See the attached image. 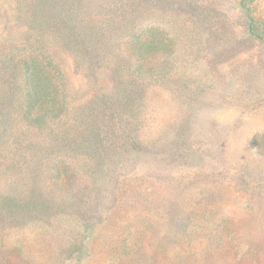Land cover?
Here are the masks:
<instances>
[{
  "label": "rangeland",
  "instance_id": "1",
  "mask_svg": "<svg viewBox=\"0 0 264 264\" xmlns=\"http://www.w3.org/2000/svg\"><path fill=\"white\" fill-rule=\"evenodd\" d=\"M32 49L63 114L24 118L3 73L0 264H238L217 220L264 253V0H0V64Z\"/></svg>",
  "mask_w": 264,
  "mask_h": 264
},
{
  "label": "trees",
  "instance_id": "2",
  "mask_svg": "<svg viewBox=\"0 0 264 264\" xmlns=\"http://www.w3.org/2000/svg\"><path fill=\"white\" fill-rule=\"evenodd\" d=\"M246 8L248 9L251 21H255L250 8L248 6ZM146 32L144 31L137 35L132 33V36L126 42L128 47L130 46V50H132L134 45L136 50L139 51V56L143 63L142 68L149 61L148 55L151 51L150 49L160 50L167 47L165 37L158 39L155 37L149 40ZM86 50L97 52L98 48L92 43ZM23 51H26V47H23ZM4 72H12L10 76L12 77L15 90L19 92L20 100L24 107V118L34 122L40 121V115L43 118L46 115L57 117L63 114V102L65 100L63 74L59 68V64L51 57L36 52L33 49L31 53H25L23 56L17 58L16 54L11 53L0 64V79H3ZM61 167V164L56 166L59 174L62 171ZM217 221L211 224L206 223L205 225L206 228L215 232L216 237H210L214 247L221 248L222 246H227V248L223 249L230 252L231 250L234 251L236 256L239 257L238 264H264V253L260 250L255 251L252 247L246 248L235 239H232L231 243L224 240V237L231 232L236 233L231 221H224L222 223H218ZM225 233L226 235H224ZM218 234H223V236L218 237ZM58 254L62 258V252L59 251Z\"/></svg>",
  "mask_w": 264,
  "mask_h": 264
}]
</instances>
